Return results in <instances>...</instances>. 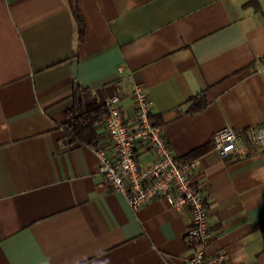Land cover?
<instances>
[{"label":"crops","instance_id":"0c3cea01","mask_svg":"<svg viewBox=\"0 0 264 264\" xmlns=\"http://www.w3.org/2000/svg\"><path fill=\"white\" fill-rule=\"evenodd\" d=\"M75 1L82 42L72 0H0V264H186L194 254L188 208L159 198L134 210L98 172L97 146L68 141L76 82L102 102L119 94L128 117L144 86L169 145L197 162L210 253L264 264V149L222 156L212 140L264 124V0L261 10L252 0ZM199 94L206 106L190 112ZM96 128L105 143L104 122Z\"/></svg>","mask_w":264,"mask_h":264},{"label":"built area","instance_id":"2783aa9c","mask_svg":"<svg viewBox=\"0 0 264 264\" xmlns=\"http://www.w3.org/2000/svg\"><path fill=\"white\" fill-rule=\"evenodd\" d=\"M132 93L136 100L133 116L126 115L119 94L104 101L109 115L104 122L106 141L96 147L100 160L98 172L113 191L126 197L134 210L159 198L167 200L177 210L188 208L190 221L186 239L194 254L186 264H225L229 259L227 252L209 251L210 210L193 178L197 162L181 161L169 145L163 127L151 118L153 101L144 86L136 83ZM212 140L222 156L243 152L249 146L264 149V124L244 131L224 127L213 133ZM145 149L153 153L149 164L139 158Z\"/></svg>","mask_w":264,"mask_h":264},{"label":"trees","instance_id":"16d2710c","mask_svg":"<svg viewBox=\"0 0 264 264\" xmlns=\"http://www.w3.org/2000/svg\"><path fill=\"white\" fill-rule=\"evenodd\" d=\"M250 4L257 10H261L258 0H252ZM72 7L78 23L79 41L85 36V22L78 8L77 2L72 0ZM73 105L66 111L64 127L67 131V139L71 143H85L96 147L99 143L97 125L105 122L109 110L105 104L88 88L80 82L74 83L72 91ZM204 94H199L190 100L189 111H200L206 106ZM153 120V115H151ZM203 149L198 151L202 152ZM199 152H194L195 155ZM264 240V221L258 225Z\"/></svg>","mask_w":264,"mask_h":264},{"label":"water","instance_id":"95a60500","mask_svg":"<svg viewBox=\"0 0 264 264\" xmlns=\"http://www.w3.org/2000/svg\"><path fill=\"white\" fill-rule=\"evenodd\" d=\"M77 66H78L77 62L74 63V75L75 76H77Z\"/></svg>","mask_w":264,"mask_h":264}]
</instances>
